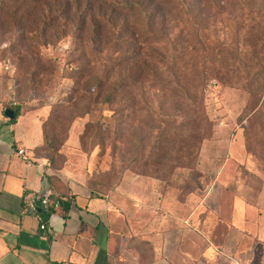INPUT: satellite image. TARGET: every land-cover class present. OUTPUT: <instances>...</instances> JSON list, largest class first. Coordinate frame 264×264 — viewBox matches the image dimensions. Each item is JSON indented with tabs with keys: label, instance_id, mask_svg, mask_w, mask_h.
I'll return each instance as SVG.
<instances>
[{
	"label": "rangeland",
	"instance_id": "374dc122",
	"mask_svg": "<svg viewBox=\"0 0 264 264\" xmlns=\"http://www.w3.org/2000/svg\"><path fill=\"white\" fill-rule=\"evenodd\" d=\"M141 1L156 8V2ZM202 1L209 6L198 0L196 13L203 9L199 16L204 27L218 32L219 16L210 6L214 0ZM2 3L7 0H0V7ZM15 4L8 3L4 15ZM161 10L164 15L167 8ZM117 15V23L135 18ZM39 19L35 13L30 23L22 20L14 25L0 17V64L12 83L9 106H19L21 115L39 132L42 141L33 147L34 154L45 158L53 172L67 167L81 173L92 191L105 194L114 191L127 173L154 178L159 188L182 200L190 193L201 198L216 189L208 198L214 204L219 200L221 214L229 212L236 195L252 204L264 203V130L262 141L247 149L245 124L240 121L249 98L246 91L209 78L205 92L209 134L199 141L197 129L188 140L187 129L179 124L184 118L170 131L174 112L168 95L146 96L140 83L130 95L136 99L135 109L127 107L128 96H119L113 104L105 101L108 93L99 80L112 36L101 32L99 39L89 41L90 27L79 36L75 24L62 18L58 25L47 27V36L42 37ZM20 50L30 54L24 63ZM161 98H165L164 111H148L142 102L150 100L156 107ZM214 229L217 235L225 232L221 223ZM252 244L250 239L242 243L238 253L242 259L252 255Z\"/></svg>",
	"mask_w": 264,
	"mask_h": 264
},
{
	"label": "crops",
	"instance_id": "0c3cea01",
	"mask_svg": "<svg viewBox=\"0 0 264 264\" xmlns=\"http://www.w3.org/2000/svg\"><path fill=\"white\" fill-rule=\"evenodd\" d=\"M5 76L0 64V264H264L260 201L236 195L221 214L219 200L208 198L216 189L182 200L154 178L127 173L105 194L67 167L53 172L34 154L42 138L29 119L20 115L11 122L5 115L12 84ZM49 194L70 208L66 216L52 210L43 225L25 211V198ZM220 223L225 232L217 235ZM245 239L253 241L252 255L242 259Z\"/></svg>",
	"mask_w": 264,
	"mask_h": 264
},
{
	"label": "trees",
	"instance_id": "16d2710c",
	"mask_svg": "<svg viewBox=\"0 0 264 264\" xmlns=\"http://www.w3.org/2000/svg\"><path fill=\"white\" fill-rule=\"evenodd\" d=\"M151 1L157 3L155 9L141 0H7L2 3L3 8L0 7V17L5 16L6 23L16 25L24 20L27 24L36 13L44 29L40 33L42 37L47 36V27L58 25L62 18L75 24L79 36L90 27L89 41L99 39L101 32L108 33L113 42L99 80L103 92L108 93L105 101L113 104L119 96H128L127 107L135 109L136 99H131L130 95L140 83L146 96L153 93L162 94L159 97L168 95L173 100L169 108L174 112L170 131L175 130L177 122L184 118L179 124L187 129L188 140L197 135V129L199 141L209 134L205 113L209 78L246 91L249 98L240 121L245 124L247 149L254 141H262L264 0H225L224 3L214 0L210 6L219 16L221 30L218 32H209L204 27L203 18L199 16L203 9L196 13L198 0ZM199 2L209 6L202 0ZM8 3L16 4L4 15ZM161 8H167L164 15H160ZM117 13L135 15V18L117 23ZM42 44L48 43L43 41ZM18 55L21 63L30 56L21 50ZM161 99L156 107L150 100L142 102L148 111H164L165 98ZM10 108L15 111L11 122H15L21 109L19 106ZM48 196L57 198L53 194ZM69 208L68 201L60 200L56 210H63L66 216ZM51 211L38 207L37 215L43 225Z\"/></svg>",
	"mask_w": 264,
	"mask_h": 264
},
{
	"label": "built area",
	"instance_id": "2783aa9c",
	"mask_svg": "<svg viewBox=\"0 0 264 264\" xmlns=\"http://www.w3.org/2000/svg\"><path fill=\"white\" fill-rule=\"evenodd\" d=\"M18 154L22 155L26 158L25 151L23 149L18 150ZM60 206V199H50L49 196L38 197L36 195H30L25 198V211L37 214L38 207H42L44 209L56 210ZM235 264H243L239 261H236Z\"/></svg>",
	"mask_w": 264,
	"mask_h": 264
},
{
	"label": "water",
	"instance_id": "95a60500",
	"mask_svg": "<svg viewBox=\"0 0 264 264\" xmlns=\"http://www.w3.org/2000/svg\"><path fill=\"white\" fill-rule=\"evenodd\" d=\"M5 115L10 118V119H14L15 118V111L12 110L11 108L6 109L5 111Z\"/></svg>",
	"mask_w": 264,
	"mask_h": 264
}]
</instances>
